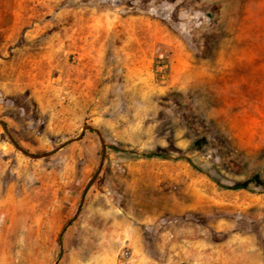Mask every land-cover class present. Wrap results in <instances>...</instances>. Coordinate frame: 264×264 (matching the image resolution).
I'll return each instance as SVG.
<instances>
[{
  "label": "rangeland",
  "instance_id": "obj_1",
  "mask_svg": "<svg viewBox=\"0 0 264 264\" xmlns=\"http://www.w3.org/2000/svg\"><path fill=\"white\" fill-rule=\"evenodd\" d=\"M0 121V264H264V0H0Z\"/></svg>",
  "mask_w": 264,
  "mask_h": 264
},
{
  "label": "water",
  "instance_id": "obj_2",
  "mask_svg": "<svg viewBox=\"0 0 264 264\" xmlns=\"http://www.w3.org/2000/svg\"><path fill=\"white\" fill-rule=\"evenodd\" d=\"M0 124H2L4 128H6L5 125L2 123V121H0ZM86 130H93V128L85 127L83 132H85ZM81 136H83V133H82ZM74 141H75V140H74ZM72 142H73V141H72ZM25 154H26V153H25ZM26 155L29 156L30 158L38 159V158H44V157H46V156H48V155H50V154L42 155V156H35V155H30V154H26Z\"/></svg>",
  "mask_w": 264,
  "mask_h": 264
},
{
  "label": "trees",
  "instance_id": "obj_3",
  "mask_svg": "<svg viewBox=\"0 0 264 264\" xmlns=\"http://www.w3.org/2000/svg\"><path fill=\"white\" fill-rule=\"evenodd\" d=\"M154 157H161L160 155H157V154H153V155H150L149 158H154ZM238 188H245V187H238Z\"/></svg>",
  "mask_w": 264,
  "mask_h": 264
}]
</instances>
